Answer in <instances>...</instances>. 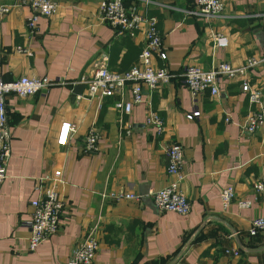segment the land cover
<instances>
[{"label": "crops", "instance_id": "obj_1", "mask_svg": "<svg viewBox=\"0 0 264 264\" xmlns=\"http://www.w3.org/2000/svg\"><path fill=\"white\" fill-rule=\"evenodd\" d=\"M55 1L57 14L40 19L31 37L29 0H0V9H10L0 14L1 79L46 77L55 83L27 98H6L11 155L0 187V264H67L97 223L100 248L93 264H172L185 246L173 264H264V234L249 235L252 220L264 216V193L253 190L264 179V135L246 134L242 126L255 106L241 81L222 79L217 96L207 91L197 101L185 84L188 66L211 70L255 60L248 78L264 94V0H225L224 13L210 22L194 13L196 0H150L149 16L158 22L168 55L156 63L169 70L171 83L145 94L143 103L123 115L115 108L118 97L90 99L82 78L103 58L114 72L134 67L144 33L133 38L100 21L103 0ZM142 1L124 0L128 7ZM217 34L228 47L214 46ZM125 99L131 100L130 89ZM149 105L164 121L163 135L146 124ZM196 109L201 117L188 121ZM65 122L75 130L60 146ZM93 127L100 140L89 152L86 137ZM174 142L184 147L181 190L191 203L188 216L160 211L148 196L175 180L167 172V149ZM55 171L61 172L58 190L66 203L60 228L31 251L36 183L47 186ZM228 187L235 197L225 207L221 197ZM122 188L140 201H114L112 194ZM241 201L250 207L240 208Z\"/></svg>", "mask_w": 264, "mask_h": 264}, {"label": "built area", "instance_id": "obj_2", "mask_svg": "<svg viewBox=\"0 0 264 264\" xmlns=\"http://www.w3.org/2000/svg\"><path fill=\"white\" fill-rule=\"evenodd\" d=\"M150 0H143L141 6H127L124 0H103L97 8L100 21L110 25L119 33H127L130 37H136L138 32L145 35V47L143 48L138 63L126 72H114L109 70L107 59L97 60L87 75L82 78L86 84V94L90 99L102 101L105 98L118 97L115 108L122 115L131 114L135 105L144 102V95L151 94L155 90L164 88L171 83V74L166 67H160L156 63L159 58L167 61L168 55L164 50L163 36L158 28L155 18L149 16ZM31 16L27 23V29L31 37L39 30V21L42 18L51 19L59 9L55 0H29ZM226 9L225 0H196L195 14L203 17L207 22L220 17ZM10 12L8 7L0 9V14ZM216 48L228 47L227 39L220 35H213ZM18 52L27 51L18 47ZM257 61L252 60L245 66L237 67L229 63H220L211 70H205L199 66H188L185 72V84L194 101L210 91L212 97L219 94V83L222 79L228 81H241L242 91L247 93L249 101L255 109L247 116L243 123V132L249 135L262 133L264 135V94L262 89L251 84L248 74L249 69L256 66ZM55 83L49 78L22 77L17 81L4 82L0 77V187L7 178V165L11 155V134L8 128V116L6 110V98L14 94L19 98H27L37 93L48 91ZM130 89L131 100L125 99L126 91ZM201 117V111L196 109L186 115L188 121H194ZM230 122V118L226 119ZM146 124L153 127L158 136L165 132L164 121L155 113L150 105L146 110ZM74 125L69 122L62 124L57 140L58 145L68 144ZM130 134V131L127 132ZM100 134L96 128H91L86 137V151L98 149ZM169 164L167 172L175 180L161 190H151L148 193L156 208L160 211L173 212L181 216H188L191 212V203L181 190L184 180V147L178 143H171L167 149ZM61 172L55 171L53 177L46 178L48 185L43 181L36 183L37 198L32 202L33 212L30 222L31 234L29 249L35 251L43 243L56 235L60 228V219L65 207V200L58 190L61 183ZM254 193H264V179L254 183ZM235 197L233 187H228L222 192V202L228 207ZM114 201L139 202L140 197L126 189H120L112 194ZM249 201H241L240 208L250 207ZM264 234V216L252 220L249 235L255 237ZM100 248V225L95 224L86 236L80 249L67 264H93ZM229 254L230 252L227 251ZM234 256H239V250L233 251Z\"/></svg>", "mask_w": 264, "mask_h": 264}, {"label": "water", "instance_id": "obj_3", "mask_svg": "<svg viewBox=\"0 0 264 264\" xmlns=\"http://www.w3.org/2000/svg\"><path fill=\"white\" fill-rule=\"evenodd\" d=\"M231 232H232V236H233L236 240H239V236L237 235V232L234 231V230H231ZM186 247H187V246H185V248L179 253V255H178L177 258L172 262V264H173V263H176L177 261L180 260V258H181V256H182L183 252L185 251ZM240 249H241V250H245L242 246H240Z\"/></svg>", "mask_w": 264, "mask_h": 264}, {"label": "trees", "instance_id": "obj_4", "mask_svg": "<svg viewBox=\"0 0 264 264\" xmlns=\"http://www.w3.org/2000/svg\"><path fill=\"white\" fill-rule=\"evenodd\" d=\"M131 69V68H130ZM130 69L126 70V71H129ZM126 71H123V72H126Z\"/></svg>", "mask_w": 264, "mask_h": 264}]
</instances>
